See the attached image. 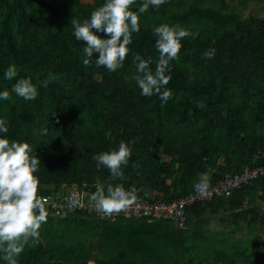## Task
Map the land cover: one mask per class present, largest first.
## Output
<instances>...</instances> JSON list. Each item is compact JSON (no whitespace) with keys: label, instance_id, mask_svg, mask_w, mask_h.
Listing matches in <instances>:
<instances>
[{"label":"trees","instance_id":"16d2710c","mask_svg":"<svg viewBox=\"0 0 264 264\" xmlns=\"http://www.w3.org/2000/svg\"><path fill=\"white\" fill-rule=\"evenodd\" d=\"M237 1L0 0V196L35 201L0 202V264H264V178L182 223L36 203L264 168V18Z\"/></svg>","mask_w":264,"mask_h":264},{"label":"built area","instance_id":"2783aa9c","mask_svg":"<svg viewBox=\"0 0 264 264\" xmlns=\"http://www.w3.org/2000/svg\"><path fill=\"white\" fill-rule=\"evenodd\" d=\"M261 178H264L263 167L247 168L240 174L226 176L216 184L199 181L194 185L193 191L188 196L170 202L166 200L153 201V199L152 201L96 199L94 195H86L73 188L69 189L68 195L65 196V204L59 203L57 198L53 196L38 197L36 203L42 207L51 205L55 209L88 210L106 219L120 216L131 220L151 216L156 219L182 223L185 221V210L193 204L211 202L214 198H228L234 192ZM87 197L89 198L88 203L85 201ZM14 201L13 196L9 199L0 196V202L10 205ZM34 202L32 198L15 201L18 206L29 205Z\"/></svg>","mask_w":264,"mask_h":264},{"label":"rangeland","instance_id":"374dc122","mask_svg":"<svg viewBox=\"0 0 264 264\" xmlns=\"http://www.w3.org/2000/svg\"><path fill=\"white\" fill-rule=\"evenodd\" d=\"M233 9L236 10L238 13H240L243 16L253 14V15L264 18V6H263V4H256V3L252 4L251 1H248V0H238L237 3L234 5ZM17 148H18V146L14 145L13 150H16ZM210 177H211V173L207 174L206 176H202L199 179V181H206L207 183H209ZM12 187L14 189H18L17 185H13ZM223 216L224 215H220L216 218H213L214 220L212 222L216 223L215 226H213V228H215V230L217 229V231H223L226 234H228L230 229H224L223 225L220 224ZM22 224L25 227H27L26 223H22L21 221H19L17 223V225H19V226H21ZM246 233H247V228L243 225V227L240 230L236 231L235 236H236V238H242L246 235ZM247 235H249V234H247ZM252 237H251V239H252Z\"/></svg>","mask_w":264,"mask_h":264},{"label":"bare ground","instance_id":"6f19581e","mask_svg":"<svg viewBox=\"0 0 264 264\" xmlns=\"http://www.w3.org/2000/svg\"><path fill=\"white\" fill-rule=\"evenodd\" d=\"M83 194H86V195H91L90 193H87V192H83ZM88 197L87 198H85V201H86V203H88L89 201H88ZM194 205V204H193ZM192 205V206H193ZM191 207V206H190ZM189 208V207H188ZM187 210V209H186ZM186 210H185V219H186Z\"/></svg>","mask_w":264,"mask_h":264}]
</instances>
